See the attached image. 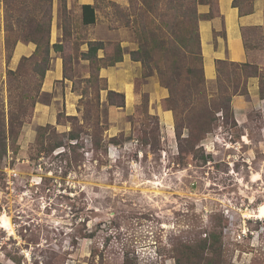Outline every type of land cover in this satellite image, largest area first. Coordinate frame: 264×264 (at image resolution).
<instances>
[{"label":"rangeland","instance_id":"374dc122","mask_svg":"<svg viewBox=\"0 0 264 264\" xmlns=\"http://www.w3.org/2000/svg\"><path fill=\"white\" fill-rule=\"evenodd\" d=\"M153 1L94 0L89 29L77 0H0V264H264V219L248 215L264 205V66L253 65V80L246 78L251 69L230 67L220 83L205 79L201 102L216 121L188 153L185 127L184 139H176L174 120L173 137L166 133L162 77L130 58L141 45L150 48L141 33L165 40L162 23L177 14L176 0H157L151 9ZM54 17L65 73L43 91L32 54L14 52L20 43L50 39ZM99 34L130 60L106 79L101 69L122 62L105 66L110 46L97 51L96 66L80 57ZM253 38L264 48L259 34ZM124 82L133 86L132 101L119 91ZM219 84L228 93L246 84V95L232 98V118L210 103L221 95ZM109 90L124 95L123 108L108 105ZM9 118L17 120L11 133ZM41 134L49 138L42 146ZM48 140L63 147L51 151Z\"/></svg>","mask_w":264,"mask_h":264},{"label":"trees","instance_id":"16d2710c","mask_svg":"<svg viewBox=\"0 0 264 264\" xmlns=\"http://www.w3.org/2000/svg\"><path fill=\"white\" fill-rule=\"evenodd\" d=\"M157 0L150 4V8L154 9L157 6ZM184 0H176V12L172 20H167L162 23L163 27L167 29V38L165 40L156 39L153 34L150 36H145L141 33L143 40L149 44V50H147L143 45L139 49L130 53V58L132 61H141L143 66L149 67L153 65L156 71L162 77L163 84L167 87L169 97L166 100L168 102V110L172 112L174 123V132L176 139L181 138L182 129L185 127L188 131V136L186 139L187 146L189 150L188 153H192L196 149V145L204 138L203 135L211 133V125H214L216 119L211 117L207 109L202 105L201 101H204V96L207 97V91L205 88L206 80L203 75L202 68V57L200 51V39L198 31V22L200 20V15L197 12V6L208 5L209 12L204 17L211 18L217 13V0H186V4H181ZM252 0H233V7L239 8L241 14L249 12V10H244V4L249 8ZM248 5V6H247ZM81 9V23L83 25H93L96 22L95 6L94 5H82ZM180 9V13H179ZM50 18H48V23L46 25V31L49 33ZM169 31V32H168ZM36 48L31 55L30 61H33L32 68L35 74H37L38 79H40L38 85L41 86L42 81L45 77V73L48 70L50 63V51L55 53H60L61 55L65 52V46L63 43L59 42L53 45L49 44V39L46 41L35 42ZM111 47V54L107 55L106 67H111L117 62L122 61L120 47L115 48L111 44L103 41H92L87 45V51L82 53L80 57L84 60L89 61L91 65H95L97 59V51L107 50ZM113 49H116L113 53ZM190 55V56H189ZM195 55V56H191ZM26 62V60H25ZM64 65V60H63ZM96 66V65H95ZM223 67H230L233 69H239L242 71L250 72L246 78H257L259 73L258 69L253 65L246 63H229L226 61H216V71L217 77L216 82H221V72ZM95 70L98 72L97 67ZM9 74H12L10 71ZM63 72V76H64ZM183 75L188 77L184 81ZM96 75L93 78L94 82H98L101 79ZM98 80V81H97ZM179 82H182L179 84ZM221 87V95L214 98L210 103L213 106L214 112L221 111L224 113L226 118L233 117L232 110V98L235 96L246 95L247 90L245 85L243 88H238V84L234 87L232 93L227 92V87ZM240 87V86H239ZM120 97V101L117 103L113 99L114 97ZM26 97V96H24ZM260 98H264V94L260 95ZM108 105L113 108H123L124 107V95L121 93H116L114 91L107 92ZM181 110V111H178ZM184 112V113H183ZM186 114L184 118L180 121V115ZM1 116V115H0ZM17 121L13 118H9L8 127L11 133L14 122ZM58 123V118H57ZM5 124L0 120V132L3 131ZM203 136V137H202ZM77 137L70 135V140H74ZM45 138L44 134H41L40 145H44ZM184 139V138H181ZM179 142V141H178ZM47 147L51 151L63 147L60 140H48ZM197 143V144H196ZM179 146V145H178ZM179 149L181 154L183 153V148L180 145ZM4 138L0 134V161L4 157ZM191 251L193 249L188 248ZM192 254V253H191ZM185 260H189L187 256L182 254ZM176 264H182L180 259H176Z\"/></svg>","mask_w":264,"mask_h":264},{"label":"crops","instance_id":"0c3cea01","mask_svg":"<svg viewBox=\"0 0 264 264\" xmlns=\"http://www.w3.org/2000/svg\"><path fill=\"white\" fill-rule=\"evenodd\" d=\"M77 1L80 15V7L82 5H94V0ZM232 3L233 0H217V13L211 18L204 17L209 12L208 5H199L197 7V12L200 15L198 31L202 68L203 75L207 81H213L217 77L216 61L246 63L258 66L259 70H261V66H264L262 65V62H264V48L257 47V44L255 45L256 39L253 38V34H259L264 43V0H252L249 8L244 4L243 9L249 10V12L244 14L240 13L239 8L233 7ZM85 27L91 29L94 25H86ZM106 31L110 32L107 28ZM100 35L89 38L87 41H104L105 38L100 37ZM61 37L62 32L59 30L57 20L54 17L50 27V45L59 43ZM35 48L36 46L31 42L20 43L15 48L14 56L15 58L30 56ZM53 52L51 54V66L45 73L43 91L51 89L52 82L63 75L59 54ZM128 58L125 55L120 65L113 68L101 69L100 76L105 79L108 78V74L112 69L126 66L128 61H130ZM251 79L253 80L254 78ZM120 87L119 91L128 94L127 100L132 101L134 94L132 84L124 82L120 84ZM162 91L164 94L165 91ZM233 99H236V96ZM67 103H69L68 113L72 115L74 107L71 109L72 100L70 97H67ZM45 108L47 106L39 104L37 111H45ZM160 112L164 120L166 133L171 138L174 135L172 113L162 110Z\"/></svg>","mask_w":264,"mask_h":264},{"label":"bare ground","instance_id":"6f19581e","mask_svg":"<svg viewBox=\"0 0 264 264\" xmlns=\"http://www.w3.org/2000/svg\"><path fill=\"white\" fill-rule=\"evenodd\" d=\"M249 217H256V218H263L264 217V205H262L261 207L258 208V210L256 212H253L252 214H248Z\"/></svg>","mask_w":264,"mask_h":264},{"label":"built area","instance_id":"2783aa9c","mask_svg":"<svg viewBox=\"0 0 264 264\" xmlns=\"http://www.w3.org/2000/svg\"><path fill=\"white\" fill-rule=\"evenodd\" d=\"M257 210V209H256ZM252 219H256V221L258 220V221H262L261 219H264V217L263 218H256V217H252ZM243 235H246L245 233H243Z\"/></svg>","mask_w":264,"mask_h":264}]
</instances>
